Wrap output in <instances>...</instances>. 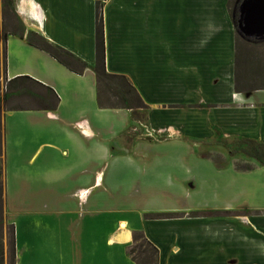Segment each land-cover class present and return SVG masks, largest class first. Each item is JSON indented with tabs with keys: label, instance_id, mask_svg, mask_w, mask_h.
I'll use <instances>...</instances> for the list:
<instances>
[{
	"label": "crops",
	"instance_id": "1",
	"mask_svg": "<svg viewBox=\"0 0 264 264\" xmlns=\"http://www.w3.org/2000/svg\"><path fill=\"white\" fill-rule=\"evenodd\" d=\"M230 1L11 0L6 21L1 4L0 208L18 205L30 220L15 225L14 241L19 230L45 241V264L62 261L70 243L77 249L73 264H134L128 251L139 231L157 249V264H264V166L242 152L245 142L264 146V91L234 92ZM97 2L105 71L137 91L147 107L143 124L163 140L124 135L132 112L97 106L90 69ZM29 32L88 68L69 71L29 45ZM21 77L51 90L56 108L7 111L27 98L15 92L4 101L6 84ZM241 164L251 169L237 170ZM167 190L204 192L209 212L196 214L227 217H190L167 206L189 209L167 204ZM74 209L83 216L70 219ZM159 214L176 216L145 218ZM40 248L31 245L30 264H39Z\"/></svg>",
	"mask_w": 264,
	"mask_h": 264
},
{
	"label": "trees",
	"instance_id": "2",
	"mask_svg": "<svg viewBox=\"0 0 264 264\" xmlns=\"http://www.w3.org/2000/svg\"><path fill=\"white\" fill-rule=\"evenodd\" d=\"M0 1L2 4V17L4 21H6L12 15L11 0ZM231 1L228 8L236 30L238 21L237 7L242 0H235L232 8ZM26 41L29 45L47 53L62 66L75 74H82V72L88 68L87 65L75 58L72 54L47 42L36 33L29 32ZM4 50L5 49L3 48L1 51L2 69H4L5 66ZM90 69L95 76L97 90L96 100L97 106L100 109L128 110L132 112V116L136 115L139 110L145 111L147 109L137 91L127 82L125 77L110 75L105 71L102 5L98 2L95 5V64ZM233 89L234 92L238 94L264 91V42H247L241 39L236 33ZM5 92L6 97L4 98H7V96L10 98L12 94L19 92V96L27 97L26 101L28 99L29 104L18 103L13 106L7 105L6 110L10 112L32 109L48 111L54 110L58 105V98L51 90L27 77L17 78L8 82L5 86ZM8 99H6L5 102L9 104ZM245 143L247 145L242 149V152L254 158L259 164L264 166V146L253 142ZM236 169L240 171H248L251 169V166L236 165ZM198 215L200 214L193 213L191 214V217H204ZM174 216L175 215L173 214H159L145 216V218L161 220L172 219ZM210 216L217 217L220 216V214L214 213L210 214ZM1 218L2 216L0 215V219ZM10 227L11 241L9 264H16L14 229L13 226ZM128 254L134 264H157L158 261L157 249L146 240L141 232L132 233V243ZM0 264H3L1 246Z\"/></svg>",
	"mask_w": 264,
	"mask_h": 264
},
{
	"label": "rangeland",
	"instance_id": "3",
	"mask_svg": "<svg viewBox=\"0 0 264 264\" xmlns=\"http://www.w3.org/2000/svg\"><path fill=\"white\" fill-rule=\"evenodd\" d=\"M234 2H235V0L231 1V8L233 7ZM0 21H1V3H0ZM1 56L2 55L0 53V92H1V94H3V86H2V81H1V69H2V57ZM1 94H0V108L3 107V103H4L3 97H2L3 95H1ZM4 97H6V95ZM6 99H8V98H5L4 101H6ZM19 103L20 104L28 103V99H27V101L26 100L19 101ZM12 105L13 104H11L10 106H12ZM143 113H145L144 110H139V112H137V114L134 116H132V113H131V115L128 119L129 127L127 129H125L124 135L130 134L131 137L139 136L138 138H142V137H140V135H143L145 137H148V139H151V140L157 141V142L166 138L164 135H161V133H159L158 131L149 129V127L147 125L143 124L145 122L144 117H143ZM111 121H112V119H111ZM114 121H115V123H118L120 125L123 120L120 117H115ZM119 128H121V127H119ZM119 131L122 132L123 130L121 131V129H119ZM162 152H164V153H175L176 154V153H179V148L175 149L174 151L169 149V148H165ZM210 154H209V152L207 153L208 156H210ZM214 160H216V158ZM193 165H194V162H191L188 167H192ZM241 165H243V164H241ZM185 169H186V166H185ZM248 183L254 184L253 179L249 180ZM251 188H252V185L247 186L245 189L248 191ZM251 193L252 192H250L249 194L247 193L246 194L247 197H249ZM147 196L148 195L146 194V197ZM209 197L210 196H207V194H205L204 192L198 193V194H192V195H190V197L188 195L186 197L183 195L180 196L178 194H173V193H171V191L167 190V194L163 198L165 199L164 201H167V204H189V205H185V206L189 207V209H185L183 207L184 205H167V206H179L183 210H187V213H196V212L199 213V212H209L207 207H204L207 202L211 201L208 199ZM163 198L161 195V199H163ZM149 200H150V202L153 201V202L157 203V200L153 197V195H149L148 201ZM253 200H254L253 196H251L250 201L253 202ZM102 206L104 207L105 205H102ZM231 206H233V205H231ZM249 206H252V205H249ZM229 211L235 212L238 210L229 209L228 212ZM220 212H223V211H220ZM83 213H84V211H80L79 209H74L73 212H71L68 215V217L70 219H78V218L83 216ZM0 215L2 216V218L0 219V246L2 249L3 264H9V262H10V241H11V227L10 226H13V229H15V225L17 224L16 227H17V229H19L20 227H18V225L20 224V222H24V224L26 225L27 223H29L30 220L26 217H20V216H24V215L19 214L18 205H1ZM201 215L204 217H212V216H210V214H207V213L206 214H200L198 216H201ZM220 216L221 217H227V215H225V213H224V215L220 214ZM230 216H232V215H230ZM190 217H191V215H190ZM149 220H154V219H149ZM28 229H29V227H28ZM136 232H139V231H136ZM32 244L35 246V248H37V247L40 248V246H42L44 248L45 241H43L42 243H41V241H38V240L33 241L31 239V233H29L28 231L25 233V232H21L19 230L18 241L17 242L15 241L16 263L18 262V264H30V248H31ZM40 251L42 253V257L40 258L39 264H45V257H44L45 251L41 248H40ZM76 251H77V249H76V247H74L72 245V243H70V247H66V248L64 247V251L62 253V261L58 262L57 264H73L74 259L76 258L75 257Z\"/></svg>",
	"mask_w": 264,
	"mask_h": 264
},
{
	"label": "water",
	"instance_id": "4",
	"mask_svg": "<svg viewBox=\"0 0 264 264\" xmlns=\"http://www.w3.org/2000/svg\"><path fill=\"white\" fill-rule=\"evenodd\" d=\"M237 12L238 36L247 42H264V0H242Z\"/></svg>",
	"mask_w": 264,
	"mask_h": 264
}]
</instances>
